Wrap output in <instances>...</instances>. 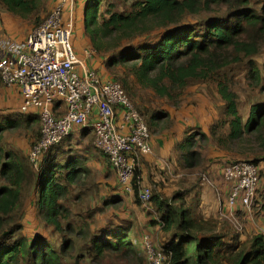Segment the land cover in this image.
<instances>
[{
    "label": "trees",
    "instance_id": "trees-1",
    "mask_svg": "<svg viewBox=\"0 0 264 264\" xmlns=\"http://www.w3.org/2000/svg\"><path fill=\"white\" fill-rule=\"evenodd\" d=\"M0 1L8 12L24 19L39 17L45 5V0ZM87 1L84 33L98 54L103 58L110 54L108 61L103 59L106 70L115 73L109 74L122 84L143 117L146 115L149 120L154 112V119L160 121L166 115L149 110L140 91L179 106L192 83L215 82L224 101L225 118L220 117L210 128L212 139L228 150L244 149L248 144H259L264 149V103L254 104L244 120L238 94L221 79L223 70L243 57L251 61L252 78L262 79L264 61L260 66L252 58L263 52L264 0ZM189 16L202 20L184 26ZM159 30L163 31L154 43L112 56L124 42ZM119 67L123 68L122 73ZM19 115L24 116L6 118L0 123V264H145L132 240L130 225L99 223V214L106 213L120 199H104L99 202L103 209H99L93 205L95 195L90 193L89 205L84 206L87 183L80 181L89 177L91 170L81 158L61 160L62 157L50 154L53 146L44 154L42 166L34 171L25 155L7 149L9 131L22 125L31 129L32 123L38 125L40 121L37 114ZM149 123L150 130L160 126ZM40 135L41 123L31 147ZM197 136L208 139L206 133H190L181 146L188 151L186 168L203 163L202 153L196 148ZM254 162L259 164L258 160ZM138 179L134 176L132 185L140 203ZM26 186H34L35 192L27 200V211H33L39 220L37 230L30 236L21 231ZM185 195L177 191L168 197L155 190L151 197L161 230L169 235L161 246L170 264H264V234L243 241L226 222L197 215ZM39 228L58 235L55 245L52 236H46Z\"/></svg>",
    "mask_w": 264,
    "mask_h": 264
},
{
    "label": "built area",
    "instance_id": "built-area-1",
    "mask_svg": "<svg viewBox=\"0 0 264 264\" xmlns=\"http://www.w3.org/2000/svg\"><path fill=\"white\" fill-rule=\"evenodd\" d=\"M75 1L59 0L22 41L0 38V78L19 93L20 113L40 117L41 135L29 151L37 169L50 148L77 130H91L94 145L108 157L120 184L133 190L140 156L152 150V133L122 84L93 65L94 52L78 55L72 42L74 23L64 18ZM221 172L231 184L226 217L235 216L240 207L251 209L262 189L260 165L251 160L225 162ZM202 178L207 180L208 174ZM151 197L149 187L140 188L143 204L151 206ZM145 241L148 264H170L162 246Z\"/></svg>",
    "mask_w": 264,
    "mask_h": 264
},
{
    "label": "rangeland",
    "instance_id": "rangeland-1",
    "mask_svg": "<svg viewBox=\"0 0 264 264\" xmlns=\"http://www.w3.org/2000/svg\"><path fill=\"white\" fill-rule=\"evenodd\" d=\"M46 1L47 0H45V2ZM47 14H48V10L47 7H45L44 5V8L40 12L39 17L33 16L30 19H24L8 12L5 6L0 1V24H3L2 21L4 16H10L12 18V21H14L16 24L29 26L30 28H32L36 26L39 22H41L42 19ZM201 20L202 17L189 16L185 19L183 25L188 26L190 24H196ZM84 27L85 24H82V22L79 27H75V31L78 32V35L77 34L74 35L73 44L78 55L80 57H84L85 50L94 52L93 57H96L95 58L96 63L93 65L98 69H102L105 72L110 73L109 71H107L108 69L106 68V64H105V62L111 58L110 54L104 55L106 56L104 58H107V60L106 61L103 60L104 59L102 57L103 55L101 56V54H98L93 49L85 33L83 34L82 30ZM162 31L163 30H159L148 36H142L134 40L126 41L123 43L121 48L112 56L121 55L127 51L135 49L136 47L142 46L143 44L154 43V41L157 40V38L160 35V32ZM262 51L263 52L261 56L255 59L252 58L253 61L259 63L260 66L264 61V45ZM251 66L252 64L250 59L243 57V59L240 62L235 63L230 67L224 69L221 74V79L226 81L231 86V88L238 94V99H237L238 107L241 114L244 117V120H247V118L249 117L251 108L254 104L264 103V71L262 72V79L255 80L254 78H252ZM121 69L123 70V68H120L119 73H122ZM110 74L115 76V73H110ZM197 84L200 85L199 88L201 87L204 88V86H201L204 83H199V82H194L190 86L192 85L194 86ZM206 85L207 88L209 89L207 93L210 95V97H213L212 99H214V102L217 101L220 102L221 100L220 99L218 100L214 95V93H212V89L218 92L217 84L215 82H207ZM139 95L146 98V101L143 104L146 105L149 110L164 112L170 106H173L177 109L181 107V104L179 106H175L169 99L157 97L153 93L148 91H140ZM18 96L19 93L17 92V90L13 88L12 89L9 88L3 81L0 80V123L6 120V118H10L11 120H16L20 118V116H24V115H19L20 112L18 111V106H19ZM184 100L185 97L182 98L181 103ZM218 110L221 113V119H224L225 105L219 104ZM143 118L150 127L148 116L144 115ZM32 126L33 127L31 129H28L26 125H22L21 127L18 128L16 127L12 129L6 134V143H7V149L25 155V157L30 162L32 169L35 171L37 170V167L31 161L29 156V151L31 149V141L34 138H36V136L40 132V121L38 122V125L36 123H32ZM166 127H170V122H168V118L164 120L162 127L158 126L156 128L151 129V131L153 132L155 130L158 131L159 134H161L163 133L162 132L163 130H166L164 129ZM222 130L224 131L225 128H223ZM186 132H192L198 134L199 132L203 133V129L200 127H191V128H187ZM63 141L64 142L62 144L54 146V148L52 147L53 149L51 150L50 154L62 157L61 160H64L65 158H69L71 156L79 157L83 160L85 165L89 167L91 170L90 176L89 177L85 176L80 181L87 183L84 186V190H87L84 192V196H86L84 206L89 205L90 193H93L95 195L96 200L95 202H93V205L97 206V208L99 209H103V205H101L99 202L103 201L104 199L109 201L120 199V202L114 207H109L106 213L99 214L100 217L99 223L101 224L111 223V224H116V226H124L130 224L134 225L135 223L134 220L139 215L142 214V216L144 217L145 215L154 214V212L152 211L153 208L155 212H157L152 204H151V209L148 212L149 214L145 211V209L139 207L137 205L139 203L136 201L137 197L135 195L134 189L132 192H126L125 194H123L119 192L118 189L116 190V188H114L115 184H112V182L109 181L111 175H109L106 171H105L106 173L104 171H101L100 169L102 165L106 166V162H109V160H107L108 157L102 151L97 149V147L94 145V134L91 130L90 131L77 130ZM196 142H197L196 148L199 151L201 150L200 152H203L209 159H206V157L203 158L202 165L197 166V168H193V169H186L185 167L182 168L179 171L182 175L178 177L179 179H176L174 183L177 182L180 187L179 189H177V191L183 192L184 195L186 193L185 198L188 202V205L192 207V209L197 215L203 213L201 212L199 205V201H200L199 196H194L193 194L197 191V187L200 185V180L202 179L203 174L207 173V170L210 168V166L214 165L215 163L222 164L225 162H231V161L235 162L239 160H251V161L258 160V163L262 166L261 188L262 189L264 188V149L261 147V145L248 144L247 147H245L244 149L233 148L231 150H228L224 147L218 146L213 139L212 140L201 139V136H198ZM142 162H143V157L140 156V160L135 172V176L139 178L138 180H142L141 182H139V186H141L140 188L149 187L151 189V192L154 193L153 189L160 188L162 187V185L166 186L164 182H155V186L154 184H151V182H147V181L144 182L143 179L141 178L142 170L140 163ZM192 174H195V176L192 177ZM33 188L34 186L32 187L26 186L24 188L25 201L22 207L23 218L21 220V224L23 227L21 231L26 236H30L31 234H33L37 230L35 226L39 223L37 215L33 211L30 212L27 211L29 205V202H27V200L29 199L31 200V198L34 196ZM159 192L163 193L162 191ZM261 198L262 196L259 194L257 202H255V204L251 208L254 211L255 219L260 217V214L262 213V211H264V204L262 205L260 200ZM262 201L264 202V198H262ZM256 203L258 205H256ZM245 209L246 208H242V209L239 208L235 216L233 217L229 216V218H227V220L225 219L224 222H226L237 233H239L241 238H243V240L245 239L246 241L252 238L254 232L252 231V229L250 230L247 228V224L244 221L243 216ZM75 211H78L77 207H75ZM145 224H147V222ZM234 224L240 226L242 230L237 231L234 227ZM40 226L42 227L43 225L41 224ZM38 230L43 232L46 236H50V235L52 236V234H50L49 231L46 229L39 228ZM133 230H131L132 240L134 241L136 246H138L139 252L141 256H143L145 260V264H147L149 251L147 250L145 238H148L151 245L154 247H160L161 243H164L163 238L161 237L159 231L157 236L158 238L156 239L153 235L148 234L146 232H142L140 235H138V233H135V231ZM140 231L141 230H139V232ZM58 238H59L58 235L53 234L51 239L52 245H55V242L58 240Z\"/></svg>",
    "mask_w": 264,
    "mask_h": 264
},
{
    "label": "crops",
    "instance_id": "crops-1",
    "mask_svg": "<svg viewBox=\"0 0 264 264\" xmlns=\"http://www.w3.org/2000/svg\"><path fill=\"white\" fill-rule=\"evenodd\" d=\"M58 1L59 0H47L45 2V7H47V10L49 11ZM87 2V0L85 2L76 0L73 8L68 7L67 12L64 15L65 19H70L74 23L73 37L76 34L78 35V32L75 31V27H79L81 25V22L82 24L85 23V8ZM2 23L3 24H0V38L8 37L14 41H22L25 38L27 32L31 29L29 26L16 24L14 21H12V18L10 16H4ZM82 32L84 34V28ZM199 86V84L194 86L192 85L186 89L184 94L185 100L182 101L181 107L179 109L170 106L164 111L166 115V117L164 118H168L170 127L164 128L166 130H163V133L161 134H159L158 131L154 130V133L152 132L151 140L152 150L150 153L142 155L143 162L140 163L142 170L141 178L144 182H151V184H154V186L155 182H164L166 186L162 185V187L155 188L153 190L162 191L168 197H172L175 191L177 192V189L180 188L178 183H174V181L176 179H179L178 177L182 175L179 171L185 167V158L188 156V151L181 148L188 134L192 133L186 132V129L191 127H200L203 129V133H206L208 135V140H212L210 135V128L221 117V113L218 110V105L224 104L221 95L217 91H214L212 89V93H214L216 98L218 100H221L220 102H214V99H212L213 97H210V95L207 93L209 89L207 88L206 83L201 85L204 86V88H199ZM18 101L20 104V96H18ZM153 113L154 112H152V114ZM152 114L149 117V121H151V123L154 122V124L159 123L160 127H162L165 119L162 118L160 121H158L157 119H154ZM197 138L198 136L196 137V139ZM201 153L203 158L206 157V159H209L203 152ZM222 164L215 163L214 165L210 166V168L207 170V180L200 178V185L197 187V191H194L195 193L193 195L199 196L200 209L205 217H214L221 221H225V219L227 220V200L231 193V184L227 182L222 175ZM260 167L262 169L261 165ZM100 169L101 171H106L109 175H111L109 181L112 182V184H115L114 188H116V190L118 189V191L123 192V194L133 191L131 189L124 188L120 184L116 171L110 167L109 162H106V166L102 165ZM194 176L195 174H192V177ZM260 195L262 196V198H264V188L261 190ZM262 198L260 200L263 205L264 202L262 201ZM137 205L142 209H145L147 213L151 209L150 205H145L142 201H140V203ZM152 211L154 212V214L148 213L149 215H145L144 217L142 216V214L139 215L134 220V225L130 224V228L131 230L134 229L133 231H135V233H138V235H140L142 232H146L153 235L156 239L158 238L157 236L159 231L161 237L163 238V241L165 242L167 241L169 235L161 230V223L158 213L155 212L154 208ZM243 218L247 224V228L250 230L252 229V231L254 232L252 236L258 233L264 234V211H262L260 217L255 219L254 211L252 209L246 208ZM146 222L147 224H145ZM139 230L141 231L139 232ZM243 241H245V239Z\"/></svg>",
    "mask_w": 264,
    "mask_h": 264
},
{
    "label": "water",
    "instance_id": "water-1",
    "mask_svg": "<svg viewBox=\"0 0 264 264\" xmlns=\"http://www.w3.org/2000/svg\"><path fill=\"white\" fill-rule=\"evenodd\" d=\"M85 17H87V13H86Z\"/></svg>",
    "mask_w": 264,
    "mask_h": 264
}]
</instances>
